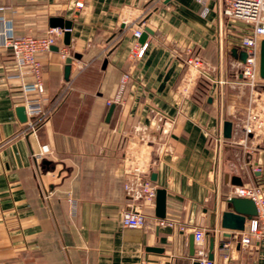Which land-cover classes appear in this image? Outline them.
<instances>
[{"label": "crops", "instance_id": "1", "mask_svg": "<svg viewBox=\"0 0 264 264\" xmlns=\"http://www.w3.org/2000/svg\"><path fill=\"white\" fill-rule=\"evenodd\" d=\"M74 1L0 0V264H193L195 229L205 231L207 255L214 238V264H264V246L241 247L221 226L236 187L264 186L259 62L253 92L241 78L250 26L215 0ZM52 19L69 21V36L62 28L39 55L43 94L24 95L5 78L12 58L1 30L41 35ZM139 27L150 30L142 42ZM136 43H146L140 58ZM194 57L200 68L187 62ZM66 87L36 131L25 130L16 108L39 96L48 106ZM136 174L165 191L163 218L126 190ZM132 207L143 228L121 225Z\"/></svg>", "mask_w": 264, "mask_h": 264}, {"label": "built area", "instance_id": "2", "mask_svg": "<svg viewBox=\"0 0 264 264\" xmlns=\"http://www.w3.org/2000/svg\"><path fill=\"white\" fill-rule=\"evenodd\" d=\"M204 3L207 0H197ZM221 4L222 13L231 19L244 21L250 26V33L241 38V45L246 54L244 62L241 63L242 82L249 88L250 92L259 82L258 78V62H259V42L264 38V0H215ZM76 8H81L83 2L75 0ZM63 29L60 27H50L44 34L36 36H14L11 33L1 30L2 45L11 49L12 65L11 70L6 74L8 81L17 83L21 92L25 94L36 93L43 94L44 87L41 80V63L39 55L48 51L55 44L56 39L62 34ZM142 33L139 27L133 31V35L138 38ZM146 49V43H136L131 54L133 57L140 58ZM64 56V54L62 55ZM195 68H200L201 62L197 57L190 58L187 61ZM31 78L27 81V78ZM26 78V79H25ZM127 76L124 75L119 84V91L115 99H119ZM68 88H64L59 96L48 106H44V98L31 99L25 108L26 127L34 133L36 129L51 115L60 100L64 97ZM110 103V102H108ZM255 115H249L244 121L243 132L245 135L252 131L251 122L255 120ZM138 175V176H137ZM126 190H134L138 192L143 204L154 205L157 187L147 177H141L136 174L133 177L132 185L126 184ZM232 195L248 198L254 202L257 214L247 220L243 230L236 231L235 238L241 247L249 248L260 244L264 246V186L260 184H250L236 187ZM231 197V196H229ZM228 197V198H229ZM120 223L124 228L139 229L146 224L145 215L141 210L132 207L125 210L121 214ZM160 224L163 221L159 222ZM194 240V260L198 264H214L207 257L205 246V231L203 229H195L193 231ZM140 264H146L142 261Z\"/></svg>", "mask_w": 264, "mask_h": 264}, {"label": "water", "instance_id": "3", "mask_svg": "<svg viewBox=\"0 0 264 264\" xmlns=\"http://www.w3.org/2000/svg\"><path fill=\"white\" fill-rule=\"evenodd\" d=\"M51 27H60L64 28V36L67 39L69 36V30L70 29V22L65 21L61 23L58 19H52L51 20ZM150 30L148 28H145L141 35L139 36V41L142 42L145 40L147 32ZM67 41V40H65ZM246 57V54L244 51L241 52L240 58L241 61L244 62ZM75 58H78L77 55H75ZM71 58L67 57L65 60V79H68L69 71H70V65H71ZM259 75L264 78V38L260 41V55H259ZM113 106H111L110 111L112 110ZM16 113L18 116V119L24 123L27 120L25 108L24 106L20 105L16 108ZM230 129H231V123L226 121L224 123V136L229 137L230 136ZM46 163V162H44ZM228 204V210L224 211L221 216V226L222 228L234 230V231H241L244 229V223L246 220L250 219L252 216H255L257 214L256 207L254 205V202L251 199L238 197V196H231L226 200ZM164 211H165V191L163 189H157L156 191V197H155V212L156 215L159 218L164 217ZM230 235V234H226ZM214 245V238L209 239V254L207 257L209 259L212 258V249ZM155 249V248H151ZM189 252L191 255L194 253V240L193 235H190L189 237ZM193 264H198L197 261H194Z\"/></svg>", "mask_w": 264, "mask_h": 264}]
</instances>
